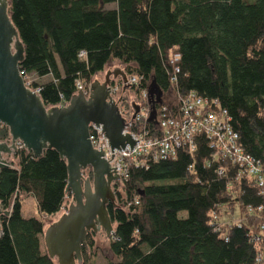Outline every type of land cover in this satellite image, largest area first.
<instances>
[{
  "label": "trees",
  "instance_id": "obj_1",
  "mask_svg": "<svg viewBox=\"0 0 264 264\" xmlns=\"http://www.w3.org/2000/svg\"><path fill=\"white\" fill-rule=\"evenodd\" d=\"M7 1L23 46L19 72L45 107L67 103L77 82L87 90L95 75L118 63L138 79L129 88L137 101L150 85L162 93L146 121L149 130L162 107L175 111L178 96L194 92L217 100L243 151L264 161V0ZM30 76L48 80L28 83ZM142 102L150 107L148 94ZM9 139L0 124V142ZM220 168L224 178L215 173ZM233 173L204 135L195 137L194 151L181 147L174 158L130 166L127 178L115 183V204L107 206L114 227L107 264H253L264 248L252 240L263 215L245 209L263 205L264 190ZM66 180L65 162L53 149L34 158L19 148L0 169V208L8 212L0 216V264H56L43 232L71 197ZM29 196L38 218L21 214ZM235 209L240 225L215 231V217ZM92 234L80 264H94Z\"/></svg>",
  "mask_w": 264,
  "mask_h": 264
},
{
  "label": "water",
  "instance_id": "obj_2",
  "mask_svg": "<svg viewBox=\"0 0 264 264\" xmlns=\"http://www.w3.org/2000/svg\"><path fill=\"white\" fill-rule=\"evenodd\" d=\"M22 60L23 46L9 19L8 1L0 0V124L8 128L10 137L8 142H0V169L10 166L7 156L13 155L18 143L34 158H39L44 150L53 149L64 160L65 193L71 195L73 202L45 228L43 243L48 257L56 264H80L87 234L103 231L111 238L114 233L107 206L115 203L112 184L119 177L113 173L115 168L112 170L103 159L101 147L100 151L93 148L89 130L91 125L100 126L111 152L120 151L126 144L131 149L135 144L128 133L122 135L125 120L109 96L112 80L120 77L126 83L127 76L117 70L107 72L103 81L91 82L87 94L79 90L66 105L45 107L39 94L29 88L19 72ZM126 89L124 85L123 91ZM147 94L151 115L162 93L150 85ZM131 106L134 118L138 106L132 100ZM87 168L91 170V180L83 177ZM1 215L8 212L0 208Z\"/></svg>",
  "mask_w": 264,
  "mask_h": 264
},
{
  "label": "built area",
  "instance_id": "obj_3",
  "mask_svg": "<svg viewBox=\"0 0 264 264\" xmlns=\"http://www.w3.org/2000/svg\"><path fill=\"white\" fill-rule=\"evenodd\" d=\"M83 53H80L82 56ZM178 55L174 56L177 59ZM175 73L178 69H175ZM174 73V74H175ZM175 78L172 80L174 81ZM138 79L134 76L127 77L126 83L112 81L109 85V96L116 102L121 116L125 120L122 135L128 133L135 142L131 149L129 145L124 148L112 149L108 145L107 139L104 137L100 126L91 125L89 130V140L94 149L104 153L103 159L113 168L115 173L121 179L127 178L130 166L140 167L145 159L153 161L174 158L176 152L181 147H187L189 151L195 150V137L204 135L208 140L209 148L214 151V156L222 161L228 162L234 167V178L241 180L243 178L251 180L256 187L264 190V161L253 157L243 151L238 143V135L230 126V117L226 110L219 107L217 100H209L207 98L190 92L180 95L177 98V109L168 111L166 107L160 109L157 116L156 124L152 130L146 127V121L150 114L149 105H145L142 101H146L147 93H140L139 102L132 100L138 106V113L133 116V108L131 100L128 99V106L123 104V96L129 91V88L137 84ZM130 84V85H129ZM127 85V89L123 91V86ZM77 91L84 90L82 85L77 82ZM37 93L38 89L35 90ZM76 91V92H77ZM121 101L118 102V100ZM67 103H61L57 106H64ZM131 120V121H130ZM137 140V141H136ZM22 148L21 144H17V149ZM111 154H113L111 158ZM219 178L225 177L224 169L220 168L215 171ZM245 212L249 215L256 213L262 214L258 232L253 235L252 240L264 243V204L257 207L248 206ZM243 219L220 223L215 217L213 222L214 230L217 231L221 226L230 227L231 224L240 225ZM253 264H264V248L258 249Z\"/></svg>",
  "mask_w": 264,
  "mask_h": 264
},
{
  "label": "rangeland",
  "instance_id": "obj_4",
  "mask_svg": "<svg viewBox=\"0 0 264 264\" xmlns=\"http://www.w3.org/2000/svg\"><path fill=\"white\" fill-rule=\"evenodd\" d=\"M108 7H113V5H109ZM121 69L122 67L118 63L108 65L101 73L95 75L93 81L94 80L103 81V78L107 72H113L115 70H121ZM27 80H28V83L31 81H34V82L46 81L44 78L39 79V78H36L35 76H30L27 78ZM114 81H119V78L114 79ZM123 97H125L127 101L128 99L137 101L136 96L130 90L127 91ZM163 99L167 100V95L164 94ZM137 102H139V100ZM83 177L85 179L86 177L89 179V176L86 170L83 173ZM112 190L115 193L116 189L114 186H112ZM72 202H73L72 197H66L61 210L57 214L52 216L51 219L55 221L62 213L66 212L69 204ZM115 202H116V199H115ZM21 214L25 218H31V217L38 218L39 217V212L37 210L36 202L33 197L29 196V197L24 198L21 201ZM179 217H186V212H181L179 214ZM240 218H241L240 213L237 209H235L233 212L223 210L220 216L218 217V221L220 223H226L230 221H237ZM92 235H93L92 238L94 240V248L91 250V252L94 253L93 263L94 264H107L110 260H113L112 255L108 251L109 238L105 236L103 231H98L97 233H93Z\"/></svg>",
  "mask_w": 264,
  "mask_h": 264
},
{
  "label": "crops",
  "instance_id": "obj_5",
  "mask_svg": "<svg viewBox=\"0 0 264 264\" xmlns=\"http://www.w3.org/2000/svg\"><path fill=\"white\" fill-rule=\"evenodd\" d=\"M107 8H113V7H107ZM117 71H121V72H123L122 70H117ZM117 78H119V77H117ZM45 80H48V77H46V78H44ZM116 79V78H115ZM120 79V78H119ZM113 81V80H112ZM7 160L8 161H12V155H10V156H7Z\"/></svg>",
  "mask_w": 264,
  "mask_h": 264
},
{
  "label": "flooded vegetation",
  "instance_id": "obj_6",
  "mask_svg": "<svg viewBox=\"0 0 264 264\" xmlns=\"http://www.w3.org/2000/svg\"><path fill=\"white\" fill-rule=\"evenodd\" d=\"M120 78V77H119ZM120 80V79H119ZM113 81H114V79H113ZM112 186H115V183L114 184H112ZM90 233H92V232H90Z\"/></svg>",
  "mask_w": 264,
  "mask_h": 264
}]
</instances>
